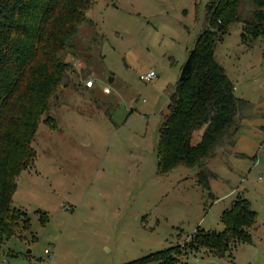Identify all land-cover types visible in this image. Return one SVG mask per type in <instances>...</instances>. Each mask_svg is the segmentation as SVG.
Segmentation results:
<instances>
[{
  "label": "rangeland",
  "instance_id": "rangeland-1",
  "mask_svg": "<svg viewBox=\"0 0 264 264\" xmlns=\"http://www.w3.org/2000/svg\"><path fill=\"white\" fill-rule=\"evenodd\" d=\"M211 1L91 4L65 56L74 71L44 116L53 122L39 124L34 164L17 178L12 205L30 229L5 242L0 264H125L187 241L198 227L222 231L221 212L238 195L257 214L251 241L231 256L200 249L181 260L264 264V34L242 43L239 22L216 43L215 59L250 108L203 166L208 189L196 169L157 170L158 129L181 67L209 26ZM255 9L242 1L241 20ZM147 72L156 77L140 80Z\"/></svg>",
  "mask_w": 264,
  "mask_h": 264
},
{
  "label": "trees",
  "instance_id": "trees-1",
  "mask_svg": "<svg viewBox=\"0 0 264 264\" xmlns=\"http://www.w3.org/2000/svg\"><path fill=\"white\" fill-rule=\"evenodd\" d=\"M94 1L0 0V249L30 229L28 215L12 205L17 178L34 164L32 142L39 124L53 122L44 116L74 71L65 56ZM242 1H211L209 26L181 67L158 129V172L168 174L179 166L196 169L203 190L209 187L203 166L236 134L240 115L250 108L247 100L235 95L214 56L217 41L234 23H242V43L264 34V0H250L256 9L244 20ZM256 217L248 199L238 195L221 212L222 231L198 227L187 241L125 264H187L182 253L200 249L216 257L231 256L236 245L251 241Z\"/></svg>",
  "mask_w": 264,
  "mask_h": 264
},
{
  "label": "built area",
  "instance_id": "built-area-1",
  "mask_svg": "<svg viewBox=\"0 0 264 264\" xmlns=\"http://www.w3.org/2000/svg\"><path fill=\"white\" fill-rule=\"evenodd\" d=\"M77 66L80 67L81 63H78ZM155 77H156V75H155L154 72H147L146 74L140 76V80L147 82V81H150V80L154 79ZM85 86L87 88H92L94 86V82L92 80H88L85 83ZM104 92L105 93H109V89L108 88H104Z\"/></svg>",
  "mask_w": 264,
  "mask_h": 264
},
{
  "label": "crops",
  "instance_id": "crops-1",
  "mask_svg": "<svg viewBox=\"0 0 264 264\" xmlns=\"http://www.w3.org/2000/svg\"><path fill=\"white\" fill-rule=\"evenodd\" d=\"M88 89H90V88H88ZM110 93V92H109Z\"/></svg>",
  "mask_w": 264,
  "mask_h": 264
}]
</instances>
